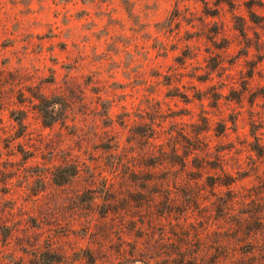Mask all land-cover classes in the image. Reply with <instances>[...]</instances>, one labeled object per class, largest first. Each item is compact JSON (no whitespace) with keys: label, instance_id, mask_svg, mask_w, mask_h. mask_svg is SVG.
I'll return each mask as SVG.
<instances>
[{"label":"rangeland","instance_id":"obj_1","mask_svg":"<svg viewBox=\"0 0 264 264\" xmlns=\"http://www.w3.org/2000/svg\"><path fill=\"white\" fill-rule=\"evenodd\" d=\"M261 212L264 0H0V264H264Z\"/></svg>","mask_w":264,"mask_h":264},{"label":"trees","instance_id":"obj_2","mask_svg":"<svg viewBox=\"0 0 264 264\" xmlns=\"http://www.w3.org/2000/svg\"><path fill=\"white\" fill-rule=\"evenodd\" d=\"M255 149H258L259 151H261V146L257 144ZM254 219H255V223H258V226L253 228L255 232L258 233L259 231H263L264 230V212H261L260 214H255ZM253 229L251 228L250 231H252ZM254 235L255 234H253L252 232L251 236L255 238L256 236ZM251 251H252L253 256H260L264 262V243L256 244L255 246L252 247Z\"/></svg>","mask_w":264,"mask_h":264}]
</instances>
